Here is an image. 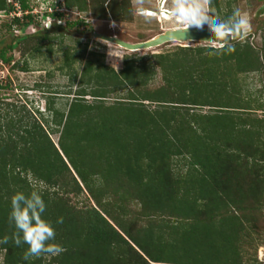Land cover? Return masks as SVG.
<instances>
[{
    "label": "trees",
    "instance_id": "16d2710c",
    "mask_svg": "<svg viewBox=\"0 0 264 264\" xmlns=\"http://www.w3.org/2000/svg\"><path fill=\"white\" fill-rule=\"evenodd\" d=\"M63 1L66 9L88 11L97 19L121 21L131 14L129 0ZM161 1L163 7L166 0ZM206 1L221 17L229 15L221 10L220 0ZM15 2L22 14L11 15L5 23L8 30L12 26L24 29L31 22V14L25 13L26 0ZM13 10L12 3L0 0V11L7 15ZM167 13L162 10L160 14ZM49 14L56 17L51 29L15 36L1 47L0 60L10 62L6 51L20 40L25 46L22 51L38 52L41 41L50 45L61 13ZM79 22L65 21V26ZM232 43L235 51L227 55L210 46L125 54L118 70L90 57L78 74L69 69L76 58L64 50L69 85L75 80L78 86L66 110L54 107L55 93L49 88L40 89L46 99V112L36 110L40 119L24 105L0 99L6 108L0 113V130L6 131L0 136V237L14 231L8 219L10 196L16 191L27 194L41 182L45 187L37 189L45 201L43 218L52 223L54 242L65 249L56 256L42 255L25 262L26 245L17 247L9 239L8 244L0 245V264H218L220 248L228 252L224 264H240L239 243L250 233H264L259 225L264 166L260 173L250 168L252 178L243 189L235 179L237 169L227 162L230 153H237L238 159L241 153L246 167L251 159L254 165L264 163V142L255 141L251 158L245 150L239 151V136L249 139L262 128L251 125L246 130L234 117L233 112L242 107L236 97V80L227 69L256 70L260 61L246 41ZM21 69L27 70L26 63ZM158 73L164 84L150 90L148 84ZM107 99L112 103L105 104ZM151 103L150 109L147 104ZM204 107L207 111L201 113ZM50 123L55 126L51 130L59 134L56 147L46 131ZM241 142L247 145V141ZM184 157H188L185 171L180 167ZM232 184H237L233 197L227 190ZM83 190L94 205L70 204L67 195L77 196ZM125 190L129 192L126 198H137L140 203L135 216L129 218L132 221L125 219L132 212L110 199ZM57 217L63 223L56 224ZM184 219L189 221L185 227L179 221ZM155 220L163 229L154 236L151 227Z\"/></svg>",
    "mask_w": 264,
    "mask_h": 264
},
{
    "label": "rangeland",
    "instance_id": "374dc122",
    "mask_svg": "<svg viewBox=\"0 0 264 264\" xmlns=\"http://www.w3.org/2000/svg\"><path fill=\"white\" fill-rule=\"evenodd\" d=\"M6 1L8 3H14L13 0ZM220 1L221 10L227 11L229 15L234 9H239L242 13H246L250 30L241 41H246L252 49L258 52L260 61V65L256 70L235 72L234 66L228 67L227 69L231 74L233 73L236 80V88L239 90L238 93V90L236 91V97L239 106L242 107L236 109L238 112H233L236 113L234 117L244 123L241 126L246 130L251 129V125H254L253 129L256 125L262 128L259 129V134L249 139L245 135L239 136V151L245 150L247 156L251 158V153L255 148V141L259 138L260 143L264 142V51L261 50V43L264 38V0ZM26 2L28 6L25 13L31 14V22H29L24 29H19L16 26H12L9 30L5 28V23L10 20L11 15L21 16L22 13L16 6L15 10H13L14 12L11 11V13L7 15L0 11V49L3 44L8 43L15 36L22 37L25 35L42 33L45 29V24L50 20L53 22V18H56L49 13H55L56 11L61 13V17L56 20V24L59 25L60 28L54 29L56 31L51 33L53 40L50 45L46 46L43 44L44 41H41V48L38 52L29 49L22 51L25 46H23L21 40L19 45L6 51V55H10L11 61L3 63L0 60V84L3 85V88L0 89V99L3 103L7 102L14 103L15 105H24L25 109L31 112L32 115L34 114L38 119L40 118L36 110L46 112L44 109V102L46 103V99L43 98L40 89L46 90V88H49L50 91H54L55 94L52 96L54 107L59 110H66L73 97V92L78 87L75 84V80L74 83L69 85V80L66 75L68 70L67 67L63 65L64 50H67L70 56L76 58L71 57L75 60L69 69L70 71L73 69L78 74L81 71L84 61L90 57L91 59L96 58L102 61L106 66L118 70L121 68V57L125 54L136 53L137 55H148L149 53H171L175 51L177 47H195L190 44L189 41L186 43L168 41L148 49L129 51L114 43L106 42L93 36V33H99L114 36L129 43L146 40L159 33L161 30L173 26L168 16L160 14L162 10L169 11L168 5L170 0H166L163 3V7L161 0H129L131 14L127 20L121 21L110 19V17L97 19L92 17L88 11L79 12L74 9H66L63 5V0H26ZM13 5H15V3ZM75 19L81 20L82 22L74 26H65V21L72 22L75 21ZM47 28L51 29V25ZM85 44L86 47L83 49ZM199 46L212 47L210 43H204ZM207 53L210 52L207 51ZM13 63L17 66H12ZM24 63H26L27 70L21 69ZM160 76L161 74L158 73L151 79L148 84L150 90L164 84ZM36 85L40 87L37 88ZM82 86L85 87L84 85ZM85 89L88 91L87 87ZM85 99H87L88 102L91 101L90 96H85ZM104 102L105 104H110L112 103V99H107ZM153 106V103L147 104V107L150 109L153 108ZM4 107V104H0V113L5 111L6 108ZM158 108L161 109L160 106H158ZM205 111H207L206 107L202 109L201 113ZM51 129H55L52 123H50V128H46V131L51 143L56 147L59 134ZM5 132V128L2 127V130H0L1 138L5 136V134H3ZM241 141H247V145H244ZM262 151L263 150L258 149V153L261 154ZM230 154L231 156L228 158L227 165H231V169H237L235 179L240 183L241 188L244 189L250 183V178H252L250 168L256 169L259 172L261 171V165L264 166V163H255L254 165L252 164L253 159H251L250 164L246 167L244 161L241 162V158L243 157L241 153L240 159L236 157L237 153ZM187 158L188 157H184L183 165L182 161H180V167L183 171L187 170V165L184 164ZM177 159L174 160L178 162ZM238 170H240V172ZM261 172L263 173L260 175L264 178V171ZM34 185L40 189L45 187L41 182H37ZM236 185L237 184H232V186H228L227 190L228 194H230L229 196L233 197L235 195L237 190ZM125 191L126 193L124 192L123 195L118 191L115 195L111 196L110 199L115 198L117 203L121 204L125 211H131L132 214L125 219L127 221H132L129 218H131L132 215L135 216V210L139 208L140 203L137 198H126L129 192L128 190ZM87 196L88 195H86V192L83 190V194L77 196L67 195V198L69 203L76 207L89 203L94 205L92 200L87 198ZM262 213L263 217L259 225L264 228V204L262 206ZM153 218L156 219V217ZM179 221L182 222V225H184L183 227L189 222L185 219ZM158 224L157 220H155L151 227V233L153 232L154 236L157 235V233H161V229H163L161 226L158 227ZM164 236H168V234ZM243 240L242 243H239L238 247V249H242L238 262L240 264H264V233L260 232L259 235L258 232L254 234L250 233L249 238L245 239L244 242ZM235 247L237 248V244H235ZM133 248L136 249V246L133 245ZM220 250L221 248L219 249L218 259L220 260L218 264H222V262L224 264L225 257H228V252L223 253ZM2 255L3 250H0V260Z\"/></svg>",
    "mask_w": 264,
    "mask_h": 264
},
{
    "label": "clouds",
    "instance_id": "9594fccd",
    "mask_svg": "<svg viewBox=\"0 0 264 264\" xmlns=\"http://www.w3.org/2000/svg\"><path fill=\"white\" fill-rule=\"evenodd\" d=\"M167 16L170 23L187 33L197 30L206 35V39L189 41L193 46L210 43L212 47L224 55L235 51L233 40H243L250 30L246 13L234 9L230 15L221 17L214 12L206 0H170ZM52 24L51 20L45 28ZM45 201L41 190L33 187L27 194L14 192L9 198L8 219L14 229L11 236L0 237V245H6L11 239L19 247L26 245L22 259L30 262L42 255L56 256L65 249L55 243V231L52 223L43 218ZM56 224L63 223L57 217Z\"/></svg>",
    "mask_w": 264,
    "mask_h": 264
},
{
    "label": "water",
    "instance_id": "95a60500",
    "mask_svg": "<svg viewBox=\"0 0 264 264\" xmlns=\"http://www.w3.org/2000/svg\"><path fill=\"white\" fill-rule=\"evenodd\" d=\"M93 36L101 40H104L106 42L114 43L129 51L148 49L151 47L159 46L160 44H163L168 41H178V42L186 41V40L190 41L192 38L195 41H200L207 38L206 35H202V33H198L197 30H191V33L189 34L183 30H180L179 28L172 30L167 29L162 33L156 34L155 35L156 37L154 36L149 39L134 43L125 42L114 36H108L99 33H93Z\"/></svg>",
    "mask_w": 264,
    "mask_h": 264
},
{
    "label": "bare ground",
    "instance_id": "6f19581e",
    "mask_svg": "<svg viewBox=\"0 0 264 264\" xmlns=\"http://www.w3.org/2000/svg\"><path fill=\"white\" fill-rule=\"evenodd\" d=\"M167 29H169V30H172V29H177V27H174V26H171V27H167V28H165V29H163V30H161L159 33H162V32H164L165 30H167ZM158 34V33H157ZM156 35V34H155ZM154 35V36H155ZM154 36H152V37H154ZM156 37V36H155ZM151 38V37H150ZM149 39V38H148ZM188 40H186V41H181L182 43H186ZM176 42H178V41H176Z\"/></svg>",
    "mask_w": 264,
    "mask_h": 264
},
{
    "label": "built area",
    "instance_id": "2783aa9c",
    "mask_svg": "<svg viewBox=\"0 0 264 264\" xmlns=\"http://www.w3.org/2000/svg\"><path fill=\"white\" fill-rule=\"evenodd\" d=\"M13 1H14V3H15V5H13V6L15 7V6H16V2H15V0H13ZM14 3H13V4H14ZM16 8H17V6H16Z\"/></svg>",
    "mask_w": 264,
    "mask_h": 264
}]
</instances>
